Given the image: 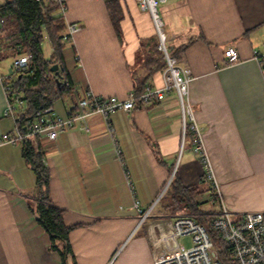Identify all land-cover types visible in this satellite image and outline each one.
<instances>
[{
  "label": "crops",
  "instance_id": "1",
  "mask_svg": "<svg viewBox=\"0 0 264 264\" xmlns=\"http://www.w3.org/2000/svg\"><path fill=\"white\" fill-rule=\"evenodd\" d=\"M109 1L65 0V23L78 27L65 44L73 59L72 68L67 61L66 67L80 91L125 99L153 62L158 36L137 0H117L119 35ZM5 2L0 0V8ZM162 16L168 50L185 47L177 61L192 76L189 101L227 208L234 215L264 211V79L253 57L255 50L264 51V0H168ZM228 47L239 53L233 66H225ZM4 52L0 50V264H151V213L141 222L135 203L146 212L175 177L186 187H209L193 151V134L187 130L183 136L175 90L162 102L115 111L111 124L95 114L88 118V131L76 127L54 140L42 135L32 141L50 171V199L65 210L64 222L72 228L71 253L64 259L51 249L50 236L37 221L36 174L24 145L2 141L14 128L4 116L1 83L14 57ZM164 71L152 74L150 88L163 86ZM166 79L170 81L168 75ZM60 101L53 105L64 115L70 99ZM203 199L213 204L210 191Z\"/></svg>",
  "mask_w": 264,
  "mask_h": 264
},
{
  "label": "built area",
  "instance_id": "2",
  "mask_svg": "<svg viewBox=\"0 0 264 264\" xmlns=\"http://www.w3.org/2000/svg\"><path fill=\"white\" fill-rule=\"evenodd\" d=\"M50 1L59 6L58 16L64 18L67 12L65 0ZM137 1L140 9L150 14L160 38L158 50L163 52L166 60L163 86L158 89L148 87L141 94H136L133 90L125 99H119L115 96L96 95L91 89L80 91L69 79L61 78V85L70 91L68 95L70 103L64 107V115H58L54 105L27 113L25 94L15 85V81L18 76L27 72L32 56L22 54L14 59L12 70L1 76L7 100L4 116L10 117L14 122L12 133L3 134L2 141L25 145L42 135L54 140L62 131L76 127L88 131V118L92 115L100 114L108 124H111L110 116L115 111L129 112L138 103L162 102L167 99L172 90H175L182 113L183 136L187 130L194 136L193 151L203 165L204 179L209 186L212 203L216 206L210 213L212 215L210 227L189 214L152 222L148 229V239L152 250L151 264H224L219 258V249L211 230L226 243L232 264H264V211H248L234 215L225 204L223 192L205 144L203 129L196 121L189 101L192 76L188 69L179 66L177 59L169 54L166 46L164 21L160 17L158 6L168 0ZM77 31L76 25L66 24L62 42L70 43ZM253 57L263 69L264 79V51L255 50ZM225 59V66L235 65L239 61L236 48L228 47L225 51ZM52 65L50 64V67ZM167 75L170 81L166 79ZM109 131L116 151L119 153L114 129L110 125ZM154 207L155 205H152L143 213L139 209V202L135 203V208L142 214L141 222L147 219ZM188 235L192 238L193 246L185 248L180 245L179 239Z\"/></svg>",
  "mask_w": 264,
  "mask_h": 264
},
{
  "label": "trees",
  "instance_id": "3",
  "mask_svg": "<svg viewBox=\"0 0 264 264\" xmlns=\"http://www.w3.org/2000/svg\"><path fill=\"white\" fill-rule=\"evenodd\" d=\"M107 8L113 25L120 35L121 10L119 2L117 0L109 1ZM58 11L59 6L50 0H6L0 8L2 20L0 50L9 51L14 59L22 54L32 56L27 72L18 76L15 81V85L25 94L27 113H33L38 109L53 105L56 101L68 96L70 92L62 85L58 86L56 75L50 70V64L58 63L62 67L61 77L69 79L65 44L62 42L66 23L63 17L58 16ZM45 38H48L52 50L48 60L43 52ZM156 48L157 53L153 62L147 63L146 74L135 83L136 94H141L149 87L148 83L154 72L166 67L164 54L158 50V44ZM184 48L181 47L176 52L169 51V54L179 59V54ZM24 154L36 174L37 221L49 234L51 249L60 252L61 256L66 259L67 255L71 253L69 234L72 228L64 222L65 210L56 206L50 199V171L43 163L42 151L32 142L24 145ZM209 191V187L207 189H201L198 186L186 187L175 177L160 202L163 198L169 197L168 204L164 205L163 209L172 212L186 211L189 215L196 216L200 223L210 227L212 215L203 208L207 201L202 200ZM211 234L219 249L221 262L232 264L226 243L216 232L211 230ZM59 243L63 244V249H60Z\"/></svg>",
  "mask_w": 264,
  "mask_h": 264
},
{
  "label": "rangeland",
  "instance_id": "4",
  "mask_svg": "<svg viewBox=\"0 0 264 264\" xmlns=\"http://www.w3.org/2000/svg\"><path fill=\"white\" fill-rule=\"evenodd\" d=\"M158 11H159L160 17H162V19H163V16H162V4H160L158 6ZM165 35H166V33H165ZM159 42H160V38L158 36L157 37V44H159ZM166 46H167V35H166ZM65 49H66L65 55H67L68 47H66ZM43 52H44L45 58L48 60L50 58V56H51V50H50L48 38H45L44 39ZM4 53H7V55H11V54H8V51H5ZM72 60L73 59L71 57H68V55L66 56V61L68 63L67 65L68 66L70 65V68H72V66H71L72 65L71 64L72 63L71 61ZM65 100H67V99H65ZM60 104H61V101L60 100L57 101V102H55V105H57V106L60 105ZM168 198L169 197H165V198L162 199V202L159 201L157 204H155V207H154V209L151 212V222L163 221V220L165 221V220H167L169 218H172L174 216H177V215L189 214L188 212L183 211V210L182 211H178V212H172V211H169V210H167L165 208L163 209V206L166 205V204H168ZM202 200L204 201V199H202ZM160 204H161V206H160ZM215 206H216L215 204H211L210 201H207L204 204V207L203 208L206 209V211H208L207 213L210 214L215 209ZM179 243H180L181 246H183L185 248H190V247L193 246L192 238L189 235L188 236L181 237L179 239Z\"/></svg>",
  "mask_w": 264,
  "mask_h": 264
},
{
  "label": "water",
  "instance_id": "5",
  "mask_svg": "<svg viewBox=\"0 0 264 264\" xmlns=\"http://www.w3.org/2000/svg\"><path fill=\"white\" fill-rule=\"evenodd\" d=\"M50 70H51V72H53L55 75H56V81H57V84H58V86H60L61 85V71H62V67L59 65V64H57V63H54L51 67H50ZM166 190V189H165ZM165 190L163 191V193L165 192ZM163 193L159 196V198L158 199H160L161 198V196L163 195Z\"/></svg>",
  "mask_w": 264,
  "mask_h": 264
}]
</instances>
